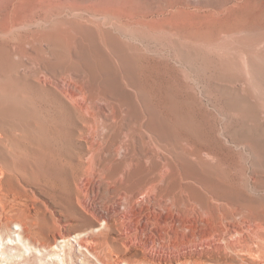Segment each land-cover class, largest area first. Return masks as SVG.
<instances>
[{"label": "rangeland", "instance_id": "obj_1", "mask_svg": "<svg viewBox=\"0 0 264 264\" xmlns=\"http://www.w3.org/2000/svg\"><path fill=\"white\" fill-rule=\"evenodd\" d=\"M0 133V264H264V0H0Z\"/></svg>", "mask_w": 264, "mask_h": 264}, {"label": "bare ground", "instance_id": "obj_2", "mask_svg": "<svg viewBox=\"0 0 264 264\" xmlns=\"http://www.w3.org/2000/svg\"><path fill=\"white\" fill-rule=\"evenodd\" d=\"M107 13L106 11H102V16L103 17H107ZM96 16H98V13H95ZM69 93V92H68ZM70 94V93H69ZM111 126V125H110ZM1 134V133H0ZM3 135V134H1ZM0 135V139L2 138V136ZM88 146V145H87ZM90 150V149H89ZM1 165H4L3 167H1ZM129 176V175H128ZM14 179H17V177L15 176V174L11 171H9L6 167H5V161L3 162H0V193L3 191V188H4V185L11 181V180H14ZM125 193L124 195L127 196V198H122V193L120 191V189H118L115 194L120 197L121 201H122V204H126L128 202H130L132 200V194H130L129 192H127L126 190H124ZM2 205V204H1ZM112 209V208H111ZM25 225L23 224H19L18 225V232H19V241H21V243H23V237L21 235V233L24 231V228ZM75 233V230L74 229H66L62 232H59L57 234H55L54 236V241L55 243H58L59 244H62V249L60 247H58V245H56L54 248H56L57 250L60 251L59 252H56V257L57 259L62 263H64L66 261V248L69 246L70 244V240L71 238L73 237V234ZM0 240H1V237H0ZM80 242V245L83 246V242H81V240H79ZM26 245V244H25ZM27 249H30V245H26ZM140 264H145L144 262L143 263H140Z\"/></svg>", "mask_w": 264, "mask_h": 264}]
</instances>
